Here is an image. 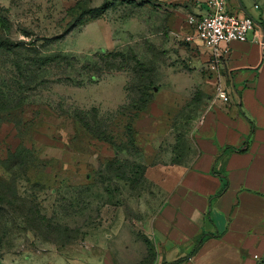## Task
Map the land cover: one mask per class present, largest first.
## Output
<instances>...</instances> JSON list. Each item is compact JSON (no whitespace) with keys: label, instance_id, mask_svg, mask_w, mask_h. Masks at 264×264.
Listing matches in <instances>:
<instances>
[{"label":"rangeland","instance_id":"1","mask_svg":"<svg viewBox=\"0 0 264 264\" xmlns=\"http://www.w3.org/2000/svg\"><path fill=\"white\" fill-rule=\"evenodd\" d=\"M189 12L158 0H0V36L19 43L0 50V193L3 217L18 223L3 233L0 264H157L154 219L198 154L197 127L215 105L208 61L186 40ZM149 79L151 104L142 96ZM94 109L99 119L89 121L118 153L74 118ZM140 114L130 143L125 125ZM20 142L31 158L33 143L39 151L13 176L1 160ZM27 203L80 228L81 239L62 245L27 230L16 206Z\"/></svg>","mask_w":264,"mask_h":264},{"label":"crops","instance_id":"2","mask_svg":"<svg viewBox=\"0 0 264 264\" xmlns=\"http://www.w3.org/2000/svg\"><path fill=\"white\" fill-rule=\"evenodd\" d=\"M158 1L187 3L194 15L206 8L204 0ZM228 9L251 15L255 31L233 41L222 68L228 102L206 112L195 133L198 154L154 219L157 264H264V54L255 38L264 0L251 8L229 0ZM190 49L201 63L209 60L201 42Z\"/></svg>","mask_w":264,"mask_h":264},{"label":"trees","instance_id":"3","mask_svg":"<svg viewBox=\"0 0 264 264\" xmlns=\"http://www.w3.org/2000/svg\"><path fill=\"white\" fill-rule=\"evenodd\" d=\"M105 10H106L105 6H100V7H95V8L90 9V12L93 14H101ZM14 46H19V43L13 41L10 38L0 36V50L5 49V48H7V49L13 48ZM117 54H120V53H117ZM50 58L51 57H45L44 59L49 60ZM133 60H134V65H133L134 70L137 71L139 68L142 69L144 67L143 63L136 57V55H134ZM117 68L120 69V67H117ZM154 88H155L154 80L149 79L145 83V90L142 91V96L146 100L145 102H149V104H151L153 102L152 91L154 90ZM145 108H146V106L143 107V109H141V112L145 113V111H146ZM90 113H92V117H93L94 121H97L99 119V113L96 109H94L92 112L78 111V113L77 112L75 113L74 118H77L95 139H98L99 141H103L105 143H108L113 149H115V152L118 153L119 150L117 148V145L113 141V139L110 137V135L106 134L100 127L95 128L94 125L91 123V121H89L88 115ZM140 116H141V114L135 115L132 118L130 117L129 121L125 125L127 135H128V140L130 141V143L135 144V134H136L135 123L137 122V120H139ZM4 121L5 120L2 117H0V127ZM19 125L20 124H17V126H19ZM36 130H34L33 132L39 131V130H37V131ZM36 150H38V149L36 148V146L33 143L32 144V152H33L32 158L35 157L34 154H35ZM240 151H243V150H240ZM29 152H31V149L26 148L25 144H23V142H20V144L17 146L16 150L15 151L10 150L9 151V157L6 159H2L1 163H2L3 167H5L7 169L8 172L12 173V175L15 176V172H13V170H18L20 173H22L24 168H25V164H26L25 162H28L27 159L29 158L32 160ZM22 153H24V155ZM25 153H27V154H25ZM19 155H20V158L22 159V165H21V163H19L20 165L19 164L18 165L12 164L10 166L9 164H10L11 160H9V159H15L16 160L17 157H19ZM49 160H52V158H47L46 161H44L42 159V161H44L46 163H48L47 161H49ZM118 160L119 159H117V158L109 159L108 162L110 164H113V163H116ZM16 166H18V167H16ZM16 168H18V169H16ZM24 176H25V174H24ZM5 199H7V197H5V195L0 193V243L2 242V239H3V233H4L5 229H7L9 227L10 223L12 225L18 224V223H16V219H14V218L7 219V218L3 217V215H4L3 210L5 209V208H3ZM10 203L15 204L14 201H10ZM16 206L22 211V213H19V214H22V216H24V217L26 216L25 217V219H26L25 223L27 224V230L32 231L35 235H40V236L44 237V239L46 241L60 242V244H62V245H67V244H73L76 241H78L79 239H81L80 228H78V227L72 228L68 225H62L60 223H56V222H54V220H56V218L55 219H48V218L44 217L42 215L41 211H38L34 206L30 207L28 203H27V206H25L24 204H16ZM25 211H26V213H24ZM202 243H203V238L200 239L199 242L197 243V245L194 247V249L192 250V254H194L198 250L199 246Z\"/></svg>","mask_w":264,"mask_h":264},{"label":"built area","instance_id":"4","mask_svg":"<svg viewBox=\"0 0 264 264\" xmlns=\"http://www.w3.org/2000/svg\"><path fill=\"white\" fill-rule=\"evenodd\" d=\"M228 2L229 0H204L205 12L200 15L189 14L187 17V25L192 33L186 36V40L192 43L201 42L209 55L206 69L214 79L215 104L228 101L229 98L222 68L231 51V43L248 41L256 26V21L251 15L230 11ZM255 36L262 44L264 54V27L261 35Z\"/></svg>","mask_w":264,"mask_h":264}]
</instances>
